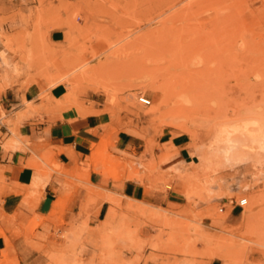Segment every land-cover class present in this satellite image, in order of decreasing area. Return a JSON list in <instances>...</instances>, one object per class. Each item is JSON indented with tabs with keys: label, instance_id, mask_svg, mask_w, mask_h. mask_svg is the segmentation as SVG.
<instances>
[{
	"label": "rangeland",
	"instance_id": "rangeland-1",
	"mask_svg": "<svg viewBox=\"0 0 264 264\" xmlns=\"http://www.w3.org/2000/svg\"><path fill=\"white\" fill-rule=\"evenodd\" d=\"M22 3L24 10L0 17V39L15 58L7 63L9 81L20 89L63 83L80 116L103 122L98 142L74 167L38 155L37 169L60 173L66 191L88 190L85 218L48 233L35 247L39 264H264V0ZM54 28L64 30L63 42L50 41ZM25 104L27 112L15 117L0 106L5 148L18 147L19 123L39 113ZM122 131L133 135V146L116 147ZM175 136L193 163L177 165L167 145ZM99 179L113 187L135 180L163 197L182 179L184 204L162 208L103 195ZM242 197L243 207L230 203ZM104 199L106 218L91 222ZM38 225L32 219L14 231ZM67 244L75 251L66 253ZM0 264H20L11 240Z\"/></svg>",
	"mask_w": 264,
	"mask_h": 264
},
{
	"label": "crops",
	"instance_id": "crops-1",
	"mask_svg": "<svg viewBox=\"0 0 264 264\" xmlns=\"http://www.w3.org/2000/svg\"><path fill=\"white\" fill-rule=\"evenodd\" d=\"M24 1L29 0H0V17L8 16L19 8L24 10L27 5L22 3ZM2 28L7 29V24H2ZM64 38L63 29L54 28L49 33L52 42L61 43ZM14 59L13 54L4 49L3 40L0 39V106L7 111L13 109V117L27 112L25 103H31L33 110L39 113L19 123L20 139L15 149L4 147L6 139L3 135L9 132L0 121V226L3 231L0 235V249L6 247V239L11 240L20 264H39L40 252L35 247L47 241L48 233L56 227L62 231L69 227L67 223H79L85 218L84 206L88 190L79 187L75 188L74 193L69 191L71 189L66 191L62 187L60 173L50 169H37L38 155H43L45 159L47 157V160L50 157V161L60 166L74 167L77 161H82L89 155L91 145L98 142L101 133L99 126L103 122L100 115L80 116L76 108L65 101L67 90L63 83L48 89H43L37 83L20 89L17 81L10 82L7 63ZM27 139L29 145L25 143ZM167 145L172 146L173 149L169 152L174 153L173 159L177 161V165L183 167L194 162L189 159L190 150L180 136H175ZM131 146L132 134L122 131L116 136L117 148L126 149ZM92 153L93 151L91 156ZM34 181L37 182L36 185ZM103 182L105 180L99 179L96 184L103 195L106 191L114 192L124 200L142 201L162 208H176L184 204L182 179L172 181V187L165 191V197L161 192L148 191L142 183L135 180H125L119 187L105 185ZM58 200L65 207L62 212ZM57 207L59 209L55 212ZM108 207V201L102 200L97 212L89 218L91 222L103 221ZM32 219L39 225L30 233L26 234L25 230L15 233V226ZM61 221L64 224L58 226ZM27 236L33 238L35 245L25 244ZM61 247L66 253H72L76 248L72 244ZM208 264H222V261L213 258Z\"/></svg>",
	"mask_w": 264,
	"mask_h": 264
},
{
	"label": "bare ground",
	"instance_id": "bare-ground-1",
	"mask_svg": "<svg viewBox=\"0 0 264 264\" xmlns=\"http://www.w3.org/2000/svg\"><path fill=\"white\" fill-rule=\"evenodd\" d=\"M148 2H149V1H148ZM154 3H155V2H154ZM138 4H139V3H138ZM153 5H154V4H153ZM161 9H162V8H161ZM139 11H140V10H139ZM157 11H158V10H157ZM160 14H161V13H158L157 16L160 15ZM151 19H152V18H151ZM107 56H110V55H107ZM107 56H105V57H107ZM100 65H101V64H100ZM93 68H94V67H93ZM89 69H90V68H89ZM89 69H88V70H89ZM88 70L85 69V71L82 72V74H80L78 77H74V78H75V79H77V78L81 79L82 77H84V76L86 75V73H87ZM87 75H88V74H87ZM160 87H161V85H160ZM160 87L157 86V87H155V88L160 89ZM163 92H164V91H163ZM161 93H162V92H161ZM62 96H63V95H62ZM71 98H72V97H70V94H66V96H65L64 99H65V101H70ZM46 99H47V98H46ZM75 103H76V102H75ZM103 141H104V140H103ZM101 143L103 144L102 139H101L100 144H101ZM100 144H99V145H100ZM97 145H98V144H97ZM99 147H101V146H99ZM95 150H97V149H95ZM97 151H98V150H97ZM97 151H96V152H97ZM96 152H93L92 155H93V156L96 155V154H97ZM242 198H245V197H242ZM242 198H240V199H242ZM240 199H239V200H240ZM239 200H238V201H239ZM245 200H246V203H247V198H245ZM237 206H238V205H237ZM239 207H241V206H239ZM244 223H245V222H244ZM261 243H262V242H261ZM218 244H219V243H218ZM217 247L219 248V245H218ZM226 253H227V252H226ZM214 254H216L217 256L220 255V253H214ZM224 254H225V253H224ZM225 255H226V254H225ZM221 256H224V255L222 254Z\"/></svg>",
	"mask_w": 264,
	"mask_h": 264
},
{
	"label": "built area",
	"instance_id": "built-area-1",
	"mask_svg": "<svg viewBox=\"0 0 264 264\" xmlns=\"http://www.w3.org/2000/svg\"><path fill=\"white\" fill-rule=\"evenodd\" d=\"M138 101L144 105L150 104V100L146 98L144 95H138L137 97ZM230 203L233 204V206H241L243 207L246 204L245 198L240 199L239 201H234L233 199L230 200Z\"/></svg>",
	"mask_w": 264,
	"mask_h": 264
}]
</instances>
